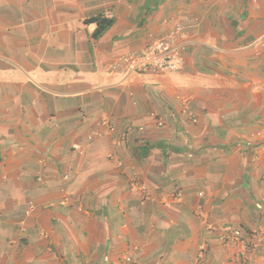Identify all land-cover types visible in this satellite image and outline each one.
Returning a JSON list of instances; mask_svg holds the SVG:
<instances>
[{"label": "crops", "instance_id": "crops-1", "mask_svg": "<svg viewBox=\"0 0 264 264\" xmlns=\"http://www.w3.org/2000/svg\"><path fill=\"white\" fill-rule=\"evenodd\" d=\"M0 264H264V0H0Z\"/></svg>", "mask_w": 264, "mask_h": 264}, {"label": "built area", "instance_id": "built-area-1", "mask_svg": "<svg viewBox=\"0 0 264 264\" xmlns=\"http://www.w3.org/2000/svg\"><path fill=\"white\" fill-rule=\"evenodd\" d=\"M177 26L163 40H156L141 54L125 57L124 60L130 69L140 71L154 68L160 71H173L180 65L179 39Z\"/></svg>", "mask_w": 264, "mask_h": 264}, {"label": "clouds", "instance_id": "clouds-1", "mask_svg": "<svg viewBox=\"0 0 264 264\" xmlns=\"http://www.w3.org/2000/svg\"><path fill=\"white\" fill-rule=\"evenodd\" d=\"M177 27V26H176ZM171 31V30H170ZM170 31H167V33H165L163 36H161L160 38H157V39H153L151 40L150 42H148L146 44V46L143 48L142 51H140L139 53H124V54H120L117 58H116V61L118 63H120L122 66H124L127 70H131V71H135L137 73H145V72H149V71H154V72H176L178 70H180L183 66V59H182V52H183V49L185 47V42L182 41V37L180 35V31L178 32V39H179V45H180V51H179V58H180V65L177 69L173 70V71H169V70H158V69H154V68H147L146 70H140V71H136V70H133V69H130L124 58L125 57H129V56H132V55H137V54H141L148 46H150L153 42H155L156 40H163L169 33Z\"/></svg>", "mask_w": 264, "mask_h": 264}, {"label": "trees", "instance_id": "trees-1", "mask_svg": "<svg viewBox=\"0 0 264 264\" xmlns=\"http://www.w3.org/2000/svg\"><path fill=\"white\" fill-rule=\"evenodd\" d=\"M89 19L97 22V28L96 31L94 32L95 36L100 35L105 29H107L111 25L113 20L111 17H107L104 15L93 16L90 17Z\"/></svg>", "mask_w": 264, "mask_h": 264}]
</instances>
